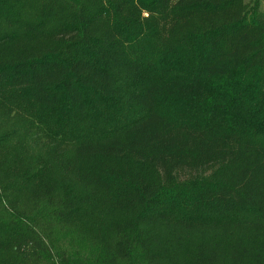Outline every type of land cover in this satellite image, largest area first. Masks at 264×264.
<instances>
[{"label": "trees", "instance_id": "obj_1", "mask_svg": "<svg viewBox=\"0 0 264 264\" xmlns=\"http://www.w3.org/2000/svg\"><path fill=\"white\" fill-rule=\"evenodd\" d=\"M0 264H264L261 0H0Z\"/></svg>", "mask_w": 264, "mask_h": 264}, {"label": "rangeland", "instance_id": "obj_2", "mask_svg": "<svg viewBox=\"0 0 264 264\" xmlns=\"http://www.w3.org/2000/svg\"><path fill=\"white\" fill-rule=\"evenodd\" d=\"M246 3L251 4L252 0H246ZM261 12L264 15V0H261Z\"/></svg>", "mask_w": 264, "mask_h": 264}]
</instances>
